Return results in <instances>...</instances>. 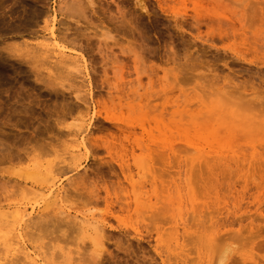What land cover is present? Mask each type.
I'll use <instances>...</instances> for the list:
<instances>
[{
  "label": "rangeland",
  "instance_id": "1",
  "mask_svg": "<svg viewBox=\"0 0 264 264\" xmlns=\"http://www.w3.org/2000/svg\"><path fill=\"white\" fill-rule=\"evenodd\" d=\"M36 1L35 3H38L37 7L46 10L43 14L46 16L44 18L42 15L43 17L41 16L38 19L37 24L35 26L32 25L33 27L29 26L28 28L27 25H24V27L27 28H25L26 30L24 27L22 29V26H20L21 29L18 30L19 27L16 28L17 19L14 20L9 18L8 20L7 16L5 17L7 20H2L0 18V72L3 73V75L0 73V140L5 146L4 147L0 144V146L2 145L0 150L2 152L3 147L4 152H2V155L0 152V158H2L0 159V224L1 222L3 224L0 225L2 227V229L0 227V264H27L28 259L23 260L19 257L21 256V253L18 252L17 245V242L20 239L17 237V233L19 232H17L19 221H17L18 219L16 217L17 220L13 217L15 216L16 211L30 212L32 210L33 213L29 216L32 220L27 218L31 222L24 218L26 224L31 223L30 227L24 224V220V222H22L21 226L24 227V229L21 230L24 238H22V240L25 241L24 244L27 246V252L30 253L32 257H35L36 259L39 258L38 263L40 264H56V262H58L57 264H79V262H83V259L80 258V254H84L88 259L89 257L86 254L88 251L91 253L88 254L90 256L93 255L94 258H96L95 256L98 253L101 254L100 256L99 254L97 255V257H99L96 258L95 261L93 259L94 262L90 257L91 259H88L90 261L89 264H164L162 261H165L167 258L170 260L166 261V264L171 263L172 259V262H174L172 264H188V261L186 260L189 258V261H191L190 257H194V261L196 262L195 251H192L190 254L191 251L188 250L190 255L188 254V251H185L190 247L189 242L193 243L190 247L193 250H195L193 247L199 244L198 246L203 253L202 256L204 255L200 264H206L207 258L212 260L216 257L214 255L215 257L212 258L211 256L213 255H211V252H218L214 249V251H211L212 246L210 247L208 245L213 244L214 241L212 240V242L209 236H205L208 229L210 230L211 225L209 224L214 221V224L218 221L217 225L222 227H217L219 230L215 231V234H213L215 235L214 237L216 240L213 247L219 250V253L216 255L226 256L222 264H264V218H262L263 222H261L262 219L260 220V218L258 219L257 217L259 214L254 212L253 216V207L250 205L248 206H250L251 209L248 208L251 212L248 208H244V211H242L243 206L247 204L246 202L248 201L246 198L247 195H249V198L251 194L250 192L253 190V193L256 189L255 187H250V185L253 186L254 183L256 184L257 181L259 182V180L261 181V179L264 178V159H260L262 163L259 165L256 164L259 160L257 159L252 166L246 164V162L243 163V161L237 163L235 160L234 162L230 161L232 163H219L218 165V160L214 159L215 162L214 160H210L212 165L214 163L217 164V169L218 166L221 167H219L221 171L220 173H217V171L219 172V169L217 170L215 168V170L212 169V171H214L213 173L210 170L213 167H209L210 164L208 165L204 163L206 162L205 159L207 157L208 159L216 158L217 155H220L224 151L232 152L236 149L244 148L247 141H252L255 146L258 141L259 146H257V151L260 150V141L264 143V133H262L264 132V106L261 105L260 108L257 104L258 106L256 105V107H259L260 109L256 107H252L254 109H251L248 105L252 102L250 101V91L253 92V90H256V92H261L264 90V83L260 80L264 77H262V75H264V65H261L260 67L258 60H256V57L260 55V53H258L260 52L259 49H264V46L261 44L264 39V35L261 36V34H264V0H242L243 3L241 0H218L222 2L224 7L221 2L218 1L217 5L213 7L211 5V0H196L198 1L197 3L202 2L200 6L195 3L196 1H192L193 3L190 2L191 0ZM78 3L81 6L82 13L73 12L79 15L71 14V6L74 5L72 8L75 9L77 8ZM59 5L63 8V11L57 17L56 28H58L61 33L59 31L56 33H58L57 40L59 41V45H62L61 47L64 50L65 63L64 61L63 63L56 61L57 59L54 56L56 52L55 49H53L54 42L49 30L51 27L50 16L52 14V9H57ZM211 8H213V13L210 11L212 10ZM214 8H216L215 10L217 11H215ZM240 10L243 12L239 13ZM231 11H234L233 14H230ZM220 13L223 16H221ZM226 13L228 15H226L227 18L224 15ZM48 14L49 17H47ZM234 14H237V17H234ZM240 14H242L243 19ZM223 17L226 19H223ZM45 19L50 20V22ZM217 19V22H219V20L221 21L219 23H221L220 26L223 27L220 28L221 35L219 29H217L218 33H216V31L211 28V25H213L212 20L214 21ZM239 19L242 22H238ZM5 20L6 22H10V27L9 22L7 23V26L1 24V22ZM225 20L227 22L229 21V24L226 25ZM6 22H3V24H6ZM46 22L49 24H45ZM122 22H125L124 27L120 26L123 25ZM127 22H130L132 26ZM214 22L219 26V23L216 21ZM243 22L245 23V26L243 25L244 30L247 29L246 34L248 33V35H250H246V37H252L251 34H254L255 31L258 32V36L256 34V36L253 35L252 38H260L261 36V39H258L261 43L258 42L257 38L255 40L252 39L255 44L247 42L248 45L251 44V47H255L251 48V50L254 49L255 53V49L258 50V54H255L254 51L251 50H248L247 52L246 50L249 46H246V44L241 46L238 36H235L236 38L232 36V32H237L232 30V25L233 27H238L242 25ZM12 23L16 24L13 25ZM228 25L229 28H231V31L230 29L228 31V29L225 28L222 32L224 27H228ZM13 26L14 28H12ZM217 26H214V28L216 29ZM30 27H32V29ZM1 28L3 29L1 30ZM209 28L212 30L211 32L209 31ZM225 31L228 33L227 35H225ZM259 32L261 33L259 34ZM255 41L260 44L261 47L259 46V49L256 48L258 43ZM39 44L47 45L50 50L44 55L41 54L39 51ZM244 47L245 50L243 49ZM241 49L246 52L243 51V54ZM34 50H37V52ZM236 53H240L238 55L245 57V60H238L235 57ZM262 54H264V51H262ZM35 55L39 57L36 56V58ZM69 57H75V59L79 58V60H82V57H84V60L86 58L89 69L86 71L83 68L81 61L77 64ZM237 60L239 62H236ZM250 60H255L258 64L250 63ZM70 61L71 63L73 62V65ZM74 64L77 65L74 66ZM58 67L60 68L57 70L56 68ZM14 69H16V71ZM17 69L21 71H18ZM24 69L28 73L25 72ZM77 71H79V73ZM19 72L20 76L18 75ZM20 77H22V80ZM118 79H120V81ZM125 79H128V82L130 83H127V80L125 81ZM20 80L22 81L20 82L22 88L18 87V81ZM150 80H153L154 83H152V81L150 82ZM245 80L249 81L248 84H254L255 82V86L253 85L254 87L250 84L247 86H250L248 88L250 91H248L247 87H245L247 90L245 88V90L241 89V85L246 84ZM242 81L244 84L240 83ZM54 82L55 85L51 84ZM50 84L54 86H51ZM128 84H131L132 86L130 85L129 87ZM151 84L154 86L152 87ZM238 84L241 85L239 86ZM61 85L64 86L61 87ZM125 85H127V87ZM257 86H259V88H257L258 90L255 89ZM53 87V92L58 90V92H54V94L59 93L55 95L57 97L54 96L53 92L51 93ZM161 87H164V89ZM173 87H176L178 91L174 90ZM237 87L240 88L237 89ZM18 88H20L19 90H23L18 93ZM136 88L138 89L137 92L135 91ZM158 91H160L159 93L163 92L166 95L161 97L163 94L161 93V96H158L161 100H153L154 96L158 94ZM241 91L250 93H244L243 95V93L241 94ZM89 92H91L90 96ZM133 92L135 95L138 94L137 97L140 95L138 99L137 97H134L135 95L132 96ZM181 92H183V94L185 93L184 96L187 97V100L184 101V98L186 99V97H184ZM74 93H79L78 96L81 97L80 100L79 97L76 99L77 96ZM19 94L23 95L21 96L22 98L19 97ZM178 94L183 97V101ZM200 94L201 96L202 94L205 96L201 97ZM263 94L264 91L262 95ZM130 95L132 97H130ZM170 95L172 96L170 97ZM175 95L178 96L183 103L177 100L178 97ZM187 95H192L191 97L194 95L198 96V99L195 98L197 102L204 99L201 101L203 104H199V106L198 103L201 102L196 103L194 97L191 98ZM17 96L21 101H17ZM158 97L156 96V98ZM172 97H176L174 99L178 101L177 104H182H179L180 106L178 105L177 107L179 112L180 110L184 112V109H186L183 114L181 112V114H175V116L178 117L175 119L174 116L173 120L175 119L176 121H173L172 119L170 120L172 117H170L171 106L169 107V105H171L174 100ZM188 98L193 99L198 106L195 105L194 101L192 102L191 99L188 100ZM25 99H28V102H26ZM111 100L115 103L111 102ZM168 100H170L169 102L171 103H169ZM242 100L245 102H242V104L239 105ZM140 101L141 103L138 104ZM161 101L163 103L161 105L162 107L159 105V102ZM166 101L167 103H165ZM186 101H191V103L189 104L188 102L189 105H187ZM20 103H22V105ZM26 103L28 107L29 105L30 107L33 105V108L29 107L30 111H28L27 105H25ZM66 103L67 107L68 104L70 106V109L68 108L70 112L68 109H65ZM131 103L135 108L129 107V105L132 106ZM145 103L147 104L144 106ZM246 103L248 105L247 109L249 110L247 111H249V113L251 110L253 114L255 113L254 111H259L258 114L256 113V115H259L257 117L255 114V117H253V114L251 113L250 117L255 120H253V123L251 121L252 119L249 121V119L247 120L244 118L243 120V117L240 115H243V113L246 112V107L245 109L243 108L245 112H241V110H243L241 106H245ZM111 104L113 106H111ZM166 104V110L169 108L167 113L164 111L165 107L163 106ZM252 104H250V106H252ZM23 105L26 107L27 112H30L32 115L29 116L25 108L22 107ZM23 108L25 110L24 112L27 113L26 115L23 112ZM115 108H117V110ZM178 108H180V110ZM92 110L94 114L91 113ZM58 111L61 112L60 115L62 119L60 118V115L58 116L60 119L57 117ZM22 113V116L19 115ZM55 113L56 115H53ZM247 113L248 112H246L245 115L249 114ZM149 115L151 117H149ZM260 115L262 116L260 117ZM153 116V119L155 120H150ZM18 117L21 119H18ZM161 117L166 119L164 120ZM55 119L61 122H58ZM239 119L241 120V123L244 121L240 124L241 126L235 124L237 121L240 123ZM167 120H169V122ZM17 121L20 124H18ZM152 121L158 122L159 128L162 127V129L160 128L161 130H157L153 127L154 122ZM245 121H249L248 123L251 124L245 123ZM100 123H102V125H100ZM142 123L145 124L146 128L141 130ZM148 124H152L153 126H148ZM236 125L240 126L238 127V131H240V128L241 130L243 129L239 133L237 131L238 134L234 132ZM232 126H234V129H232ZM34 127L36 134H33L34 132L32 131ZM60 130L63 134L60 133ZM128 131L131 133L129 134ZM56 132L58 133V136L56 135ZM30 133H32L33 139L37 137L33 141L36 145L41 146L40 144L46 142L44 147L45 150L42 146V148L40 147L41 149H35L38 146L34 147L35 144L31 142V139L29 142L34 146L30 145V143L27 147L28 141L26 137L32 138ZM37 133L40 134L38 135ZM29 134L30 136H26ZM128 134L129 137H126ZM233 134L238 136L236 137L238 140H232L235 137L230 135ZM37 135H43V137L45 136L46 138L44 139L42 136L38 138ZM22 136L25 137L23 138ZM81 137L86 146L83 145L78 149L75 139H80ZM84 138L87 139L88 142ZM38 140L41 142L40 144H37ZM17 142H24L26 147L25 144L21 143H18L17 145ZM121 143L125 146V151H120ZM88 144L89 146H87ZM108 145H110L112 150H110V153H108L107 150ZM145 145L150 147L151 153L150 151L147 152L144 148L140 149L141 146ZM17 146L22 147L25 153L22 152V148H17ZM6 147H10V149H8L9 151L6 150ZM87 147L92 150L94 149V152L91 150L87 151ZM127 147L129 148L127 149ZM261 147H263V145ZM11 148L13 150H11ZM31 148L34 149L32 150ZM132 148H134V154L131 152ZM42 149L44 151H42ZM95 149H97V151ZM263 149L261 148L262 151H264ZM217 150L223 151L218 153ZM8 152L13 153L12 157L17 156L18 158L16 157V159L14 157L15 159H12L9 156L10 154L8 155ZM228 152L225 155H227ZM16 153L20 155H14ZM211 155H214V157ZM20 156L22 157L20 158ZM67 157H70L71 160ZM73 157L75 158L72 159ZM66 159L68 162H66ZM201 160L205 165L200 163ZM2 161L4 163H2ZM63 163L65 167L63 166ZM239 163L246 165L243 166V164L240 165ZM52 164L55 168L58 165V169H61L58 171L60 175L58 173H53V171L57 172V169L53 170L54 168ZM235 164H238V167ZM50 165L52 167H49ZM59 165L63 166L64 169ZM228 165L232 166L229 168ZM68 166H71L72 168ZM213 166L215 167V165ZM226 166H228V168ZM224 167L227 168V170ZM67 168H71L72 170ZM245 168L249 170L245 171ZM205 170L208 173L210 171L209 175H217H212V177L209 178L210 176L207 175L208 173L205 172ZM61 171H63V173ZM246 173L249 175L248 177H246ZM153 176L154 178H152ZM220 176L223 179H220L223 183L218 180ZM240 176L246 177L250 185L247 182L246 187L240 189V185L244 183V180L240 181V179H245ZM130 177L131 179L129 180ZM251 178L252 180H250ZM211 180H214L212 182L216 183H211ZM238 180L240 181V184L238 183L239 185L237 184ZM231 181L234 183L233 185ZM131 183L138 190L137 192L141 191V204L139 210H136L134 204L130 206L131 210L130 208H124V205L121 204L123 206L122 208L119 204L120 202H124L119 197L122 194L126 195L124 190L129 188V194H131ZM50 184H53L52 189H54V192H60L58 198L54 197V192L52 196L46 194L49 192ZM216 184L218 185V187L216 186L217 188L215 187ZM226 185H228L227 187L230 190H224ZM233 186L237 191L241 190L244 192L246 190L244 196L247 193L246 197L240 201L243 204L239 202L240 207L241 205L243 206L237 211V215L242 213L241 216H243L240 220L239 214V219L237 218V221L236 218L233 217L236 213H226V218L225 216L223 217L222 214L219 215L222 211L218 208L219 204L214 202L216 204L214 206L212 202V206L211 201L214 199L210 200V198L214 197V194L212 195L211 192L214 193L215 190L220 191L218 192V195L221 194L226 198L230 197L229 193H226L227 195L224 193L226 191H232L233 189L231 188H233ZM247 188L249 190L251 188L250 192ZM247 190L250 194H248ZM43 193L45 195H43ZM107 195L108 197H106ZM114 200L115 202L119 201V203H114ZM170 200H172L173 204ZM262 202L264 204V198L262 199ZM263 204L260 203V207ZM45 206L47 207L45 208ZM216 207L220 213L219 211L217 212ZM262 208L264 209V205ZM113 209L116 210L114 211ZM178 209L180 213L182 212L184 214V216L182 213L179 214ZM263 209L260 208L262 213L264 212ZM176 210L178 212H176ZM245 210L247 212H245ZM139 211H142L143 214H138L137 212ZM4 212L9 216L5 217V215H2ZM209 212L212 213L211 216L208 215ZM248 212L252 214H249ZM222 213L225 214V211H222ZM244 213H248V215H251L252 217H247V220L245 218L248 215H244ZM178 214L180 215L179 217ZM212 215L216 216L210 219V217H213ZM255 216L257 217V220H254L256 219ZM180 217H182L181 222L179 221ZM183 218H185L184 221H182ZM215 218L221 219L219 220ZM223 218L227 219L229 222L223 220ZM40 219H43L45 223H43V221L41 222ZM15 220L16 224L14 223ZM50 220L55 223L52 222L53 227L50 225ZM173 220H175V224ZM55 221L61 223L59 228L57 227L55 229L56 225H60V223L56 224ZM185 221L187 227L182 225ZM219 221H222L221 224ZM7 222H9V224ZM33 222L34 224L42 223L41 228L38 226L40 224L37 225L41 230L39 228H37L39 230L35 229V225H33L32 228L31 225ZM46 222L50 225L48 228ZM176 222H178L177 225ZM247 223L251 228L253 227L251 230L247 226L249 232L244 231L245 228H247L245 227ZM252 223L253 226L251 225ZM224 224L226 228L224 227ZM239 224L244 226V230L241 229L242 227L239 226ZM44 226H46L48 231L46 228H43ZM96 226L100 227L101 231L106 229V232L104 231L105 236L103 231L101 233L100 229L97 230ZM208 226L209 228H207ZM7 227L10 228L8 229ZM176 227L178 230L177 234L178 240H180L179 242L182 244L185 242V246L182 247L184 250L181 253L183 255H178L177 253L181 251L179 249L175 251L174 249ZM182 227L187 228L190 234H196V236L201 234L203 241L200 239L198 242L195 240L193 242L191 241L192 238L188 240L184 239L183 241L182 238L184 237L181 235L183 230ZM6 228L8 230H6ZM77 228L80 230L76 231L75 229ZM93 229L96 230L97 233H94ZM222 229L227 231L224 232ZM25 231L27 233H25ZM90 232L92 233L90 234ZM222 232L225 233L224 236H220ZM93 233L103 235L102 241L105 245L102 246L103 249L100 248L95 252L91 251L92 247L90 244V237ZM109 233L110 235H108ZM232 233H234V236ZM13 234H15V237H13ZM187 237L185 235V238ZM209 239L210 241H208ZM48 242L52 245L49 250ZM186 243L189 245H186ZM205 245L208 247H205ZM63 246H65V248H63ZM69 250L71 251L69 252ZM85 250H87V252H84ZM77 252L80 254H77ZM60 253H63L62 257L58 256ZM47 254L50 255L48 256ZM168 254L172 256V258ZM184 255H186V257ZM51 256L54 258L52 257V259H50ZM174 256H176L175 259ZM177 257H179L180 260L177 259ZM228 258H230L229 261ZM86 261L84 260V262ZM193 262L191 263L193 264Z\"/></svg>",
  "mask_w": 264,
  "mask_h": 264
},
{
  "label": "bare ground",
  "instance_id": "2",
  "mask_svg": "<svg viewBox=\"0 0 264 264\" xmlns=\"http://www.w3.org/2000/svg\"><path fill=\"white\" fill-rule=\"evenodd\" d=\"M35 1H36V0H0V10H1L0 18H1L2 20H4V19H6L5 17L7 16V17H8V20H9V18H10V19H14V20L17 19V26H16V28L19 27L18 30L21 29L20 26H22V29H23L24 25H25V26L27 25L28 28H29V26H32V25L35 26V25L37 24V22H38V19H39L44 13H45L44 11H46V10H42L41 8L37 7V4H38V3L36 4ZM192 1L195 2L196 0H191L190 2H192ZM217 1H218V0H211V5H212L213 7H215V6L217 5L218 2H221V1H218V2H217ZM36 2H37V1H36ZM185 2H186V1H185ZM197 2H198V1H196L195 3H196V4H199V6H200L201 3H202L201 1H200L201 3H197ZM205 2H207V1H205ZM205 2H204V3H205ZM241 2H242V0H241ZM241 2H240V3H241ZM192 3H193V2H192ZM236 3H237V2H236ZM240 3H239V4H240ZM242 3H243V2H242ZM242 3H241V4H242ZM78 4H79V3H78ZM78 4H77V8H78V9H77V8H75V9L72 8L74 5L71 6V9H72V10H71V11H72L71 14H73V15H74V14H75V15H79V14H76V13H78V12H79V13H82V12H81V6H80V4H79V6H80V9H79ZM196 4H195V5H196ZM221 4H222V2H221ZM221 4H219V5H221ZM193 5H194V4H193ZM222 5H223V4H222ZM202 6H203V5H202ZM59 7H61V6L59 5L57 9H56V8H55V9H54V8L52 9V14H51V16H50V18H51V27L49 28V30H50V35L52 36V39H53V42H54V43H53V46H54L53 49H55V52H56V53L54 54V56H55L56 59H57L56 61H58L59 63H63V61L65 60V54H64V50H63V48L61 47L62 45H61V46L59 45V41L57 40V39H58V38H57V37H58V33H56V32L59 31L58 28H56L57 17H58V15L61 14L62 11H63V8H62V7L59 8ZM223 7H224V5H223ZM226 7H227V6H226ZM211 9H212V10H210V9H209V10L211 11V13H213V12H212V11H213V8H211ZM215 9H216V8H214V10H215ZM223 9H224V8H223ZM223 9H222V10H223ZM74 10H76V11H74ZM222 10H221V11H222ZM215 11H217V10H215ZM224 11H225V10H224ZM73 12H76V13H73ZM233 12H234V11H231L230 14H233ZM235 12H236V11H235ZM241 12H243V11L240 10L239 13H241ZM236 13H237V12H236ZM46 14H47V13H46ZM215 14H216V12H215ZM222 14H223V13H222ZM228 14H229V13H228ZM242 14H243V13H242ZM242 14H240V15L242 16ZM217 15H219V14H217ZM220 15H221V13H220ZM224 15L226 16L227 13L224 14ZM43 16H44V15H43ZM43 16H42V17H43ZM45 16H46V15H45ZM45 16H44V18H45ZM221 16H223V15H221ZM225 16H224V17H225ZM227 16H228V15H227ZM227 16H226V18H227ZM231 16H232V15H231ZM233 16H234V17H237V14H234ZM241 16H240V18H241ZM47 17H49V14H48ZM215 17H217V16H215ZM224 17H223V19H226V18H224ZM217 18H220V17H217ZM228 18H230V17H228ZM1 19H0V21H1ZM46 19H47V18H46ZM46 19H45V20H46ZM232 19H233V17H232ZM236 19H238V18H236ZM242 19H243V16H242ZM6 20H7V19H6ZM6 20H5V21H2L1 24L7 26V23H8L9 21L6 22ZM40 20H41V19H40ZM40 20H39V21H40ZM228 20H229V19H228ZM12 21H13V20H12ZM12 21H11V22H12ZM46 21H49V22H50V20H46ZM214 21L217 22L218 19H217V20H214ZM214 21L212 20V24H213V25H211V26H212L211 28H212V30L216 31V33H218V32H217V29L220 30V28L222 27V26H220L221 23H219V22H221V21L219 20V22H217V23H219V26H217V25L215 24ZM232 21H233V20H232ZM235 21H236V20H235ZM3 22H6V24H3ZM13 22H15V21H13ZM59 22H60V21H59ZM213 22H214V23H213ZM225 22H226V25L229 24V21L227 22V21L225 20ZM238 22H242V21H240V19H239ZM60 23H61V22H60ZM122 23H123V22H122ZM124 23H125V22H124ZM124 23H123V25H120V26L124 27V26H125ZM127 23H128V22H127ZM127 23H126V24H127ZM129 23H130V22H129ZM129 23H128V24H129ZM210 23H211V22H210ZM234 23H237V22H234ZM12 24L14 25V24H16V23H12ZM43 24H44V22H43ZM45 24H47V22H46ZM48 24H49V23H48ZM48 24H47V25H48ZM240 24H241V23H240ZM129 25L132 26L131 23H130ZM205 25H206V23H205ZM243 25L245 26V23H244V22H243L242 25L238 26L239 28H238V27H233V25H232V28H233L232 30L238 32V33H237V32H232V36H233V37H235V36L237 37V36H238V39H239V42H240L241 46L244 45V44H246V46H249V47H248L249 49L247 48V50H246V51L248 52V50L250 51L251 48H255V47H254V46L251 47V46H250L251 44L248 45L247 42L252 43V44H255V43L252 41V39H254V38H252V37H253V35L256 36V34H257L258 32L255 31L254 34L249 33V34H251L252 37H248V36H250V35H248V33L246 34V32H247L246 30H247V29L244 30V26H243ZM6 26H5V27H6ZM118 26H119V25H118ZM209 26H210V25H209ZM214 26H217V28L215 29ZM236 26H237V25H236ZM3 27H4V26H3ZM9 27H10V22H9ZM32 27H33V26H32ZM32 27H30V28L32 29ZM218 27H219V28H218ZM230 27H231V26H230ZM12 28H14V26H13ZM25 28H26V27H24V29H25ZM35 28H36V27H35ZM45 28H46V27H45ZM45 28H44V29H45ZM222 28H223V27H222ZM225 28L228 29V31H229V29H230V31H231V28H229V25H228V27H224V29L222 30V32L225 30ZM245 28H247V27H245ZM2 29H3V28H1V30H2ZM9 29H10V28H9ZM26 29H27V28H26ZM26 29H25V30H26ZM25 30H24V31H25ZM46 30H47V28H46ZM60 30H61V29H60ZM62 30H63V29H62ZM207 30H208V29H207ZM212 30L209 28V31H210V32H211ZM219 30H218V31H219ZM21 31H23V30H21ZM33 31H34V29H33ZM47 31H48V30H47ZM64 31H65V30H64ZM18 32H19V31H18ZM59 32L61 33V31H59ZM219 32H220V35H221V30H220ZM261 32H262V31H261ZM261 32H259V34H260ZM212 33H213V32H212ZM236 33H237V34H236ZM262 33H263V32H262ZM227 34H228V33H226V31H225V35H227ZM230 34H231V33H230ZM246 35H248V36H247L248 38L246 37ZM262 35H264V34H261V36H262ZM257 36H258V34H257ZM261 36H260V38L255 37V39H256V38H257V40H258V39H261ZM236 37H235V38H236ZM62 38H63V37H62ZM249 38H250V39H249ZM262 38H263V37H262ZM255 39H254V40H255ZM63 40H66V39H63ZM263 40H264V39H263ZM263 40H262L263 43L259 42V40H258V42L261 43V44L264 46V41H263ZM72 41H73V40H72ZM260 41H261V40H260ZM25 42H26V41H25ZM61 42H62V41H61ZM255 42H257V41H255ZM258 42H257V43H258ZM259 43H258V46H256L257 44L255 45L256 48H258V49H259V46H260ZM60 44H61V43H60ZM238 47H239V46H238ZM260 47H261V46H260ZM39 48L41 49V50L39 49V51H40L41 54H43V55H44L45 53H47V52L50 50V48H49L47 45H44V44H39ZM64 48H65V47H64ZM35 49H36V48H35ZM236 49H237V48H236ZM236 49H235V51H236ZM239 49H240V48H239ZM243 49L245 50V47H244ZM241 50H242V49H241ZM244 50H242V52H243ZM255 50H256V53H255L254 49L251 50V51H254L255 54L260 53V55H259L258 57H256V58H257L256 60H258V62H259V64H260V67H261V65H262V66L264 65V54H262V51H264V49H263V50L259 49L260 52H258V53H257L258 50H257V49H255ZM31 51H33V50H31ZM31 51H29V52H31ZM34 51H35V50H34ZM237 51H238V50H237ZM246 51H244V52H246ZM35 52H37V50H36ZM242 52H241V53H242ZM244 52H243V54H244ZM233 53H234V51H233ZM33 54H34V52H33ZM36 54H37V53H36ZM66 54H67V53H66ZM238 54H240V53H236V54H235V57H236L238 60H245V57H243V56H241V55H238ZM67 55H69V54H67ZM231 55H232V54H231ZM33 56H34V55H33ZM33 56H32V58H33ZM36 56H37V55H35V57H36ZM45 56H46V55H45ZM89 56H90V55H89ZM91 56H92V54H91ZM233 56H234V55H233ZM30 57H31V56H30ZM37 57H39V56H37ZM37 57H36V58H37ZM71 57H72V56H71ZM92 57H93V56H92ZM40 58H41V57H40ZM40 58H39V60H40ZM69 58H70V57H69ZM70 59H72L73 62H74V63H77V64L81 61L82 65H83V68H84L86 71L89 69V68H88V62H87L86 58H85V60H84V57H82V60H81V59L79 60V58L75 59V57L70 58ZM233 59H235V58H233ZM24 60H25V59H24ZM26 60H27V59H26ZM36 60H37V59H36ZM94 60H95V59H94ZM238 60H237L236 62H239ZM29 61H30V59H29ZM37 61H38V60H37ZM234 61H235V60H234ZM73 62L71 63V61H70V63H71L72 65H73ZM173 62H174V61H173ZM28 63H29V62H28ZM35 63H36V62H35ZM64 63H65V61H64ZM250 63H257V61H255V60H250ZM71 64H70V65H71ZM77 64H74V66H76ZM133 64H134V63H133ZM257 64H258V63H257ZM33 65H34V64H33ZM55 65H56V64H55ZM34 66H35V65H34ZM89 66H91V65H89ZM19 67H20V66H19ZM78 67H79V66H78ZM0 68H1V67H0ZM2 68H3V67H2ZM17 68H18V67H17ZM36 68H37V67H36ZM59 68H60V67H58V68H56V69L58 70ZM5 69H6V68H5ZM18 69H19V68H18ZM18 69H17V70H18ZM21 69H22V68H21ZM3 70H4V68H3ZM14 70L16 71V69H14ZM22 70H23V69H22ZM79 70H80V69H79ZM8 71H9V69H8ZM8 71H7V72H8ZM18 71H21V70H18ZM24 71L27 72L25 69H24ZM64 71H65V70H64ZM82 71H83V70H82ZM91 71H93V70H91ZM163 71H164V70H163ZM13 72H14V71H13ZM65 72H66V71H65ZM77 72L79 73V71H77ZM83 72H84V71H83ZM0 73H1V72H0ZM14 73H15V72H14ZM21 73H22V72H21ZM27 73H28V72H27ZM29 73H31V72H29ZM69 73H70V72H69ZM17 74H18V73H17ZM22 74H23V73H22ZM86 74H87V73H86ZM123 74H124V73H123ZM1 75H3V73H1ZM18 75L20 76V72H19ZM18 75H17V76H18ZM27 75H28V74H27ZM19 76H18V77H19ZM21 76H22V75H21ZM25 76H26V75H25ZM89 76H90V75H89ZM263 76H264V75H262V77H263ZM23 77H24V76H23ZM122 78H124V77H122ZM122 78H120V79H122ZM260 78H261V77H260ZM20 79L22 80V77H20ZM68 79H69V78H68ZM91 79H92V78H91ZM120 79H118V80L120 81ZM138 79H139V78H138ZM138 79H137V81H138ZM21 80L18 81V82H19V83H18V84H19L18 87H20V88H22V86H20V85H21L20 82H22ZM126 80H127V83H130V82H128V81H129L128 79H125V81H126ZM260 80H262V82L264 83V77H263L262 79H260ZM23 81H24V79H23ZM69 81H70V80H69ZM123 81H124V80H123ZM148 81H149V79H148ZM151 81H152V83H154L153 80H150V82H151ZM245 81H246V84H247V85L244 84L243 81L240 82L241 84H244V85H241V84H240L242 90L250 84V83L248 84L249 81H247V80H245ZM159 82H161V81H159ZM159 82H157V83H159ZM259 82H260V81H259ZM24 83H25V81H24ZM26 83H27V82H26ZM72 83H73V82H72ZM251 83H252V81H251ZM0 84H1V83H0ZM51 84H54V85H55V82H54V83H51ZM51 84H50V85H51ZM57 84H58V83H57ZM87 84H88V83H87ZM90 84H91V82H90ZM121 84H122V83H121ZM149 84H150V83H149ZM160 84H161V83H160ZM22 85H23V84H22ZM25 85H26V84H25ZM48 85H49V84H48ZM54 85H51V86H54ZM113 85H114V84H113ZM113 85H112V86H113ZM128 85H129V84H128ZM130 85H131V84H130ZM130 85H129V87H130ZM164 85H165V84H164ZM238 85H239V84H238ZM240 85H239V86H240ZM250 85H251L252 87H254V86H255V82H254V84H250ZM253 85H254V86H253ZM256 85H257V84H256ZM258 85H259V84H258ZM260 85H261V83H260ZM262 85H263V84H262ZM23 86H24V85H23ZM51 86H50V87H51ZM62 86H64V85H61V87H62ZM116 86H117V85H116ZM123 86H124V84H123ZM125 86L127 87V85H125ZM131 86H132V85H131ZM151 86H152V84H151ZM153 86H154V85H153ZM153 86H152V87H153ZM56 87H57V86H56ZM68 87H69V86H68ZM87 87H88V86H87ZM118 87H119V86H118ZM145 87H146V86H145ZM242 87H243V88H242ZM249 87H250V86H249ZM249 87H247V89H248ZM260 87H261V86H260ZM20 88L17 89V90H18V93H20L19 91L23 90V89L19 90ZM51 88H52V87H51ZM91 88H92V87H91ZM113 88H114V86H113ZM147 88H148V87H147ZM161 88L164 89V87H161ZM238 88H240V87H237V89H238ZM257 88H259V86L255 87V89H257ZM0 89H1V87H0ZM87 89H88V88H87ZM148 89H149V88H148ZM150 89H151V88H150ZM152 89H153V88H152ZM159 89H160V88H159ZM173 89H174V90H177L176 87H175V88L173 87ZM223 89H225V88H223ZM245 89H246V88H245ZM245 89H244V90H245ZM247 89H246V90H247ZM250 89H251V88H250ZM252 89H254V88H252ZM260 89H261V88H260ZM260 89H259V90H260ZM51 90H52V91H51ZM51 90H50V91H51V93H52L53 90H54V87H53V89H51ZM157 90H158V89H157ZM221 90H222V89H221ZM257 90H258V89H257ZM76 91H77V90H76ZM88 91H89V90H88ZM126 91H127V89H126ZM132 91H133V90H132ZM135 91L137 92L138 89L136 88ZM160 91H161V89H160ZM160 91H158V94L154 96L155 99L153 98V100H156V99L161 100V98H159V97L161 96V93H163V92L159 93ZM177 91H178V90H177ZM222 91H223V90H222ZM248 91H250V90L248 89ZM263 91H264V90H263ZM263 91H261V92H260V91H257V92H256V90H255V91L253 90V92L250 91V92H251V94H250V96H251L250 101L253 102V101L255 100V101L253 102V104H254V103H255V104L253 105L252 102H250V104H252V106H250V104H248V105H249V108L254 109V108L256 107L257 104L259 105V107H260L261 105L264 106V94L262 95ZM54 92L56 93V92H58V90H57V91H54ZM54 92H53V94H54ZM73 92H74V91H73ZM91 92H92V91H91ZM91 92H89V96H90V93H91ZM153 92H154V91H153ZM156 92H157V91H156ZM165 92H166V91H165ZM250 92H249V93H250ZM18 93H17V95H18ZM61 93H62V92H61ZM80 93H81V92H80ZM146 93H147V92H146ZM154 93H155V92H154ZM167 93H168V92H167ZM181 93L183 94V92H181ZM242 93H243V95H244V93H248V92L241 91V94H242ZM249 93H248V94H249ZM57 94H59V93H57ZM57 94H54V96L57 95ZM74 94L77 96V97H76V99H77V98L79 97V96H78L79 93H74ZM141 94H142V93H141ZM150 94H152V93H150ZM184 94H185V93H184ZM184 94H183V96H184ZM186 94H187V93H186ZM191 94H192V93H191ZM248 94H245V95H248ZM19 95H20V94H19ZM62 95H63V93H62ZM75 95H74V97H75ZM81 95H83V94H81ZM131 95H132V93H131ZM131 95H130V97L134 96V95H135L134 92H133V95H132V96H131ZM137 95H138V94H137ZM137 95H135L134 97H137ZM159 95H160V96H159ZM163 95H166V94L163 93L161 97H163ZM176 95H177V94H176ZM176 95H175V96H176ZM189 95H190V93H189ZM198 95H199V94H198ZM21 96H23V95L21 94L19 97L22 98ZM123 96H125V95H123ZM139 96H140V95H139ZM139 96L137 97V99L139 98ZM146 96H147V95H146ZM156 96H157V97L159 96V97L156 98ZM168 96H169V95H168ZM171 96H172V95H170V97H171ZM178 96H179V94H178ZM178 96H176V97H178ZM187 96H188V95H187ZM191 96H192V95H191ZM191 96H188V97H191ZM200 96H201V94H200ZM200 96H199V97H200ZM204 96H205V95L202 94L201 97H204ZM55 97H57V96H55ZM72 97H73V96H72ZM125 97H126V96H125ZM125 97H124V98H125ZM176 97H172V98L174 99V98H176ZM179 97L181 98V100L183 99L182 96H179ZM179 97H178L177 100L181 101ZM184 97H186V96H184ZM193 97H194V100H195V98L198 99V96H196V95H194ZM193 97H191V98H193ZM246 97H247V96H246ZM246 97H245V98H246ZM20 98H18V96H17V101H18V102L21 101V100H19ZM80 98H81V97H79V100H80ZM82 98H83V97H82ZM141 98H142V97H141ZM166 98H167V97H166ZM168 98H169V97H168ZM191 98H188V100H190ZM245 98H243V99L245 100ZM23 99H24V98H23ZM76 99H75V100H76ZM84 99H85V98H84ZM86 99H87V98H86ZM125 99H126V98H125ZM125 99H124V100H125ZM133 99H134V98H133ZM142 99H143V98H142ZM170 99H171V98H170ZM199 99H200V98H199ZM201 99H202V98H201ZM25 100H26V99H25ZM25 100H24V101H25ZM29 100H30V99H29ZM33 100H35V99H33ZM81 100H82V99H81ZM87 100H88V99H87ZM140 100H141V99H140ZM151 100H152V99H151ZM166 100H167V99H166ZM177 100L174 99V100L172 101V103L169 102L170 100H168V102L171 103V105H169V107L171 106V112H170L171 116H170V117H172V118H170V120H171V119L173 120L175 114H181V113L183 114V113L186 111V109H184L185 111L182 112V110H180V108H178V109L180 110V112H181V113H180V112L177 110L178 105L181 104V103H183V102H182L183 100H182L181 103H178V104H177V102H178ZM185 100H187V97H186V99L184 98V101H185ZM191 100H192V102L194 101L193 99H191ZM202 100H204V99H202ZM202 100H200V101H198V102H201ZM244 100L240 101V104H239V105H241L242 102L247 101V100H245V101H244ZM31 101H32V99H31ZM88 101H89V100H88ZM134 101H136V100H134ZM141 101H142V100H141ZM141 101H140L138 104H140ZM195 101H196V100H195ZM195 101H194V104H195ZM26 102H28V99L26 100ZM81 102H83V101H81ZM84 102H86V101H84ZM89 102H90V101H89ZM111 102H114V101L111 100ZM137 102H138V101H137ZM188 102H189V101H188ZM188 102L186 101V104H187V105H189V104L191 103V101L189 102V104H188ZM198 102L196 101V103H198ZM97 103H98V102H97ZM114 103H115V102H114ZM119 103H120V101H119ZM159 103H160V104H159L160 106L163 104L162 101L159 102ZM165 103H167V101H166ZM247 103H248V102H247ZM247 103L245 104V106H241V107H242V109H243V108L245 109V107H246V112L249 113V111H247V110H249V109H247V108H248ZM20 104L22 105V103H20ZM63 104H64V103H63ZM86 104H88V103H86ZM123 104H124V103H123ZM128 104H129V103H128ZM131 104H132V103H131ZM136 104H137V103H136ZM146 104H147V103H145L144 106H145ZM199 104H203V102L198 103V105H199ZM25 105H27V103H26ZM31 105H32V104H31ZM114 105H115V104H114ZM181 105H182V104H181ZM187 105H185V106H187ZM195 105H197V104H195ZM198 105H197V106H198ZM258 105H257V106H258ZM18 106H19V105H18ZM18 106H17V108H18ZM32 106H33V105H32ZM32 106H31V107H32ZM65 106L67 107V103H66ZM84 106H85V105H84ZM96 106H97V105H96ZM111 106H113V105L111 104ZM116 106H117V105H116ZM163 106L165 107V109H164V107H163L164 111H166V113H167V112H168L167 110L169 109V108H168V109L166 110V106H167V104H166V105H163ZM179 106H180V105H179ZM185 106H184V107H185ZM199 106H200V105H199ZM201 106H202V105H201ZM22 107L25 108L26 112H27V109H28V111H30L29 109L31 108L30 105H29L30 108H29L28 105H27V109H26V107H25L24 105H23ZM60 107H62V106H60ZM66 107H65V109L67 110V109L70 107L69 104H68V107H67V108H66ZM92 107H93V106H92ZM129 107H131V108H135L133 104H132V106L129 105ZM140 107H143V106H140ZM146 107H147V106H146ZM161 107H162V106H161ZM218 107H219V106H218ZM252 107H254V108H252ZM259 107H256V108L260 109L261 107H260V108H259ZM24 108H23V112L25 111ZM32 108H33V107H32ZM63 108H64V106H63ZM136 108H137V107H136ZM144 108H145V107H144ZM147 108H148V107H147ZM21 109H22V108H21ZM60 109H61V108H60ZM65 109H64V111H65ZM69 109H70V108H69ZM69 109H68V111L70 112ZM115 109L117 110V108H115ZM137 109H138V108H137ZM137 109H136V111H137ZM150 109H151V107H150ZM181 109H182V108H181ZM244 109L241 110V112H242V111L245 112ZM251 109H250V110H251ZM263 109H264V107H263ZM18 110H19V109H18ZM18 110H17V111H18ZM31 110H32V109H31ZM33 110H34V109H33ZM97 110H99V109H97ZM111 110H112V109H111ZM116 110H115V111H116ZM121 110H122V109H121ZM128 110H129V109H128ZM148 110H149V108H148ZM19 111H20V110H19ZM56 111H57V110H56ZM124 111H126V110H124ZM136 111H135V113H136ZM177 111H178V112H177ZM31 112H32V111H31ZM58 112H59V111H58ZM58 112H57V114H58L57 117L61 114V112H59V113H58ZM65 112H66V111H65ZM118 112H119V111H118ZM121 112H122V111H121ZM137 112H138V111H137ZM154 112H155V111H154ZM154 112H153V113H154ZM156 112H157V110H156ZM241 112H240V113H241ZM246 112H245V113H246ZM254 112H255V113H254L255 115H256V113H257V114L259 113V111H258V112H257V111H254ZM260 112H261V111H260ZM20 113H21V112H20ZM27 113L29 114V116L32 115V114H30V112H27ZM27 113L24 112L25 115H26ZM67 113H68V112H67ZM91 113H93V110H92ZM129 113H130V112H129ZM129 113H128V114H129ZM131 113H132V112H131ZM240 113H239V114H240ZM245 113H243V115L240 114L241 117H243L242 119L244 120V118H246L247 120L249 119V121H250V120L252 119V118L250 117V115H251V113H252V110L250 111L249 114L247 113L248 115H245ZM62 114H63V111H62ZM93 114H94V113H93ZM101 114H102V113H101ZM107 114H108V113H107ZM117 114H118V113H117ZM138 114H139V113H138ZM142 114H143V113H142ZM151 114H152V112H151ZM151 114H150V115H151ZM252 114H253V113H252ZM254 114H253V117H255ZM19 115L22 116L23 113H22V114H19ZM19 115H18V116H19ZM53 115H56V113L53 114ZM118 115H120V114H118ZM136 115H137V114H136ZM146 115H148V114H146ZM150 115H149V117H151ZM63 116H64V115H63ZM131 116H132V115H131ZM154 116H155V115H154ZM154 116H153L152 118H150V120L153 119ZM257 116H259V115H256V117H257ZM261 116H262V115H260V117H261ZM55 117H56V116H55ZM57 117H56V118H57ZM64 117H65V116H64ZM99 117H100V116H99ZM157 117H159V116H157ZM165 117H167V116H165ZM177 117H178V116H177ZM177 117L175 116V119H176ZM181 117H182V115H181ZM58 118H59V117H58ZM60 118H61V115H60ZM60 118H59V119H60ZM95 118H96V117H95ZM122 118H123V117H122ZM159 118H160V117H159ZM161 118H163V117H161ZM167 118H168V117H167ZM237 118H238V114H237ZM237 118H236V119H237ZM239 118H240V116H239ZM18 119H21V118L18 117ZM61 119H62V118H61ZM89 119H90V117H89ZM157 119H158V118H157ZM163 119H164V118H163ZM165 119H166V118H165ZM165 119H164V120H165ZM175 119H174L173 121H176ZM179 119H180V117H179ZM240 119H241V118H240ZM240 119H239V120H240ZM260 119H261V118H260ZM55 120H56V119H55ZM118 120H119V119H118ZM120 120H121V119H120ZM150 120H149V122H150ZM153 120H155V119H153ZM243 120H242V121H243ZM253 120H254V119L251 120L252 123H253ZM261 120H262V119H261ZM56 121L61 122V121H59V120H56ZM93 121H94V119H93ZM96 121H99V120H96ZM123 121H124V120H123ZM130 121H131V120H130ZM159 121H161V120H159ZM167 121L169 122V120H167ZM167 121H166V122H167ZM249 121H247V122L245 121V123H248ZM254 121H255V120H254ZM19 122H20V120H19ZM19 122L17 121L18 124L21 123V122H20V123H19ZM82 122H83V121H82ZM152 122H154V121H152ZM162 122H163V121H162ZM162 122H161V123H162ZM170 122H172V121H170ZM243 122H244V121H243ZM243 122H242V123H243ZM56 123H57V122H56ZM108 123H109V122H108ZM121 123H122V122H121ZM242 123H241V120H240V123H239V121H237L235 124H239V125H240V124H242ZM57 124H58V123H57ZM235 124H234V125H235ZM248 124H251V123H248ZM100 125H102V123H100ZM153 125H154V126H153ZM153 125H152V124H151V125L148 124V126H153V127H155L157 130H158V129H159V130L162 129V127H160L161 129L159 128V124H158V122H154ZM160 125H161V124H160ZM165 125H166V124H165ZM239 125H236L237 128H236V126H235V129H234V126H232L233 128H232V127H230V128L234 129V132H235L236 134H238L239 132H241V131L243 130V129L241 130V128H240V131H238V130H239L238 127L241 126V125H240V126H239ZM122 126H123V125H122ZM138 126H140V125H138ZM49 127H50V126H49ZM51 127H52V126H51ZM87 127H88V126H87ZM99 127H100V126H99ZM104 127H105V126H104ZM165 127H167V126H165ZM54 128H55V127H54ZM106 128H108V127H106ZM145 128H146V127H145V124L142 123V124H141V130H142V129H145ZM163 128H164V127H163ZM52 129H53V127H52ZM148 129H149V128H148ZM165 129H166V128H165ZM34 130H35V127L33 128L32 131L34 132L33 134H36V131H34ZM46 130H47V129H46ZM49 130H50V129H49ZM58 130H59V129H58ZM58 130H57V131H58ZM230 130H231V129H230ZM235 130H236V131H235ZM232 131H233V130H232ZM232 131H231V134H232ZM237 131H238V133H237ZM47 132H49V131H47ZM52 132H53V130H52ZM58 132H59V131H58ZM74 132H75V131H74ZM128 132H129V131H128ZM44 133H45V131H44ZM60 133H62L61 130H60ZM130 133H131V132H129V134H130ZM262 133H264V132H262ZM30 134L32 135V133H30ZM30 134H29V135H26V136H30ZM37 134L39 135L40 133H37ZM41 134H42V133H41ZM57 134H58V133L56 132V135H57ZM62 134H63V133H62ZM62 134H60V135H62ZM87 134H88V133H87ZM115 134H116V133H115ZM115 134H114V135H115ZM129 134L126 135V137H129ZM236 134H233V135H235V136H233V135H230V136L236 138V137H238V136H236ZM38 135H37V136H38ZM60 135H59V136H60ZM35 136H36V135H35ZM35 136H34V137H35ZM41 136H42V138H44V139L46 138L45 136L43 137V135H41ZM41 136H38V138L41 137ZM57 136H58V135H57ZM146 136H147V134H146ZM19 137H20V136H19ZM22 137H23V136H22ZM24 137H25V136H24ZM24 137H23V138H24ZM85 137H86V136H85ZM115 137H116V136H115ZM36 138H37V137H36ZM36 138H35V139H36ZM132 138H133V137H132ZM229 138H230V137H229ZM235 138L232 139V140H234V141H235V140H238V138H236V139H235ZM26 139H27V141H28V143H27V147H28V145H29L31 142H33V141L35 140V139H33V135H32V138L26 137ZM30 139H31V142H29ZM84 139H85V138H84ZM103 139H104V138H103ZM142 139H143V138H142ZM24 140H25V139H24ZM42 140H43V139H42ZM85 140H87V139H85ZM115 140H116V139H115ZM136 140H137V139H136ZM138 140H139V138H138ZM0 141H1V140H0ZM27 141H25V142H27ZM44 141H45V140H44ZM46 141H47V140H46ZM50 141H51V140H50ZM50 141H49V142H50ZM75 142L77 143L76 146H77L78 149H80L81 146L85 145V144H84V140H83L82 137H81L80 139H78V138L75 139ZM87 142H88V140H87ZM139 142H140V141H139ZM260 142H261L260 147H261L262 145H263V147H264V143H262V141H260ZM18 143H19V142H17V145H18ZM20 143H21V142H20ZM20 143H19V144H20ZM40 143H41V142H39V140H38V143H37V144H40ZM45 143H46V142H45ZM45 143L43 142L42 144H44V145H42V144H40V145L44 148L45 145H46ZM51 143H52V142H51ZM133 143H134V142H133ZM133 143H132V144H133ZM246 143H247V144H246V146H245L244 148H239L238 150L236 149V150L232 151L233 153L229 151L231 154H230L228 151H224V152H222L223 150H221V151L217 150L218 153H219V152H222V153H221L220 155H217L216 158H211V159L209 158V159H208V157H207V158L205 159V156H204V159L206 160V162H204V163H205V164H208V165L210 164L209 167H211V166L213 167V168H211V169L208 168V169H210L211 171H212V169H214V168L217 169V168H216V165H217V164L214 163V164H213V165H215V167H214V166L210 163V162H211L212 160H214V159L218 160V165H219V163H221V164H228V162H230V161H233V162H234V160H235L237 163H238L239 161H243V163L246 162V164H249L250 166H252V164L254 165L257 159H259V160L257 161L258 163H256L257 165H259L260 163H262V161H260V159H261V158L264 159V154H263L264 151L261 150V148L263 149V147H261V148L259 147L260 150L257 151V149H258L257 146H259V145H258V144H259L258 141H257V143H256V144H257L256 146H255V144L253 145V142H252V141H250V142L247 141ZM0 144H2V141L0 142ZM21 144H25V143L22 142ZM33 144H35V143L33 142ZM33 144L31 143L30 145L34 146ZM86 144H87V143H86ZM136 144H137V143H136ZM244 144H245V143H244ZM2 145H3V144H2ZM2 145H1V146H2ZM47 145H49V144H47ZM127 145H128V144H127ZM133 145H134V144H133ZM1 146H0V148H1ZM3 146H4V145H3ZM20 146H21V145H20ZM32 146H31V147H32ZM36 146H38V147L35 148V149H38V148L41 149V148H42L41 146L35 144L34 147H36ZM51 146H52V145H51ZM85 146H86V145H85ZM87 146H89V144H88ZM95 146H96V145H95ZM4 147H5V146H4ZM25 147H26V144H25ZM25 147H24V148H25ZM40 147H41V148H40ZM6 148H7V149H6ZM6 148H5L6 150L10 149V147H6ZM17 148H22V147H18V146H17ZM87 148H88L87 151H88V150H91L92 152H94V149L92 150L91 148L89 149V147H87ZM96 148H97V147H96ZM112 148H113V147H112ZM128 148H129V147H127V149H128ZM143 148H144L147 152H149V151L151 150L150 147H149L148 145H147V146L145 145V146H141V147H140V149H143ZM5 149H4V150H5ZM25 149H26V148H25ZM25 149H24V150H25ZM31 149L33 150L34 148H31ZM84 149H85V148H84ZM11 150H13V149L11 148ZM20 150H21V149H20ZM28 150L31 151L30 149H28ZM44 150H45V148H44ZM44 150L42 149V151H44ZM95 150L97 151V149H95ZM107 150H108V153H110V150H111L110 145L107 146ZM263 150H264V149H263ZM8 151H9V150H8ZM29 151H28V152H29ZM87 151H86V157H87ZM91 151H90V152H91ZM111 151H112V150H111ZM120 151H125V146H124L122 143H121ZM133 151H134V148L131 149L132 154H134ZM146 151H145V152H146ZM0 152H1V150H0ZM2 152H3V147H2ZM2 152H1V155H2ZM12 152H14V151H12ZM12 152H11V153H12ZM16 152H17V151H16ZM22 152H24V151H23V148H22ZM147 152H146V153H147ZM227 152H228V154L225 155ZM3 153H4V152H3ZM5 153H6V152H5ZM11 153L8 152V155L10 154L9 156L13 159L15 156L12 157L13 153H12V154H11ZM20 153H21V152H20ZM24 153H25V152H24ZM150 153H151V151H150ZM218 153H217V154H218ZM118 154H119V153H118ZM14 155H18V153L14 154ZM19 155H20V154H19ZM19 155H18V156H19ZM76 155H77V154H76ZM112 155H113V154H112ZM128 155H129V154H128ZM142 155H143V154H142ZM200 155H201V154H200ZM4 156H5V155H4ZM209 156H210V155H209ZM211 156L214 157V155H211ZM1 157H3V156H1ZM16 157H17V156H16ZM16 157H15V158H16ZM21 157H22V156H20V158H21ZM134 157H135V156H134ZM5 158H6V157H5ZM11 158H10V159H11ZM15 158H14V159H15ZM17 158H18V157H17ZM17 158H16V159H17ZM67 158H68V157H67ZM69 158H70V157H69ZM69 158H68V159H69ZM74 158H75V157H73L72 159H74ZM81 158H82V157H81ZM122 158H123V156H122ZM149 158H150V157H149ZM0 159H2V158H0ZM12 159H11V160H12ZM64 159H65V158H64ZM126 159H127V158H126ZM128 159H129V158H128ZM207 159H208V161H207ZM3 160H4V159H3ZM20 160H21V159H20ZM62 160H63V159H62ZM62 160H61V161H62ZM70 160H71V158H70ZM210 160H211V161H210ZM16 161H17V160H16ZM0 162H1V161H0ZM66 162H68L67 159H66ZM120 162H121V161H120ZM214 162H215V160H214ZM2 163H4V162L2 161ZM5 163H6V161H5ZM75 163H77V162H75ZM200 163L203 164L202 160L200 161ZM230 163H232V162H230ZM243 163H241V164H243ZM263 163H264V160H263ZM0 164H1V163H0ZM60 164H61V163H60ZM110 164H111V163H110ZM205 164H203V165H205ZM239 164H240V163H239ZM241 164H240V165H241ZM246 164H245V165H246ZM56 165H57V164H56ZM68 165H69V164H68ZM235 165H236V164H235ZM245 165L243 164V166H245ZM52 166H53V168H54L53 170L57 169V170H56L57 172L53 171V173H55V174L58 173V174L60 175V173H59L58 171H60L61 169H60V170L58 169V165H57L56 168L54 167L53 164H52ZM52 166L50 165L49 167H52ZM59 166L62 167L63 169H64V167H65V166H64V163H63V166H64V167L61 166V165H59ZM79 166H80V165H79ZM107 166H108V165H107ZM111 166H112V165H111ZM224 166H225V165H224ZM228 166H229V168H230V166H232V165H228ZM228 166H226V167L228 168ZM233 166H234V165H233ZM236 166L238 167V164H237ZM255 166H256V165H255ZM60 167H59V168H60ZM68 167H71V166H68ZM122 167H123V166H122ZM219 167H220V166H218L219 172L217 171V173H220V172H221V171H220V168H221V167H220V168H219ZM222 167H223V166H222ZM237 167H236V169H237ZM71 168H72V167H71ZM71 168H67V169H71ZM108 168H109V167H108ZM123 168H124V167H123ZM224 168H225V167H224ZM227 168H225V169L227 170ZM232 168H233V167H232ZM234 168H235V166H234ZM242 168H243V167H242ZM250 168H251V167H250ZM76 169H77V167H76ZM208 169H207V171H208ZM215 169H214V170H215ZM218 169H217V170H218ZM65 170H66V169H65ZM71 170H72V169H71ZM124 170H125V169H124ZM238 170H239V169H238ZM246 170H249V169H246V168H245V171H246ZM207 171L205 170V172H207ZM223 171H225V170H223ZM51 172H52V171H51ZM61 172L63 173V171H61ZM212 172L214 173V171H212ZM62 173H61V174H62ZM126 173H127V172H126ZM207 173H208V172H207ZM207 173H206V174H207ZM209 173H210V171H209ZM209 173H208L207 175H209ZM215 173H216V172H215ZM227 173H228V172H227ZM124 174H125V173H124ZM127 174H128V173H127ZM221 174H222V173H221ZM212 175H213V174H212ZM212 175H209V176H210L209 178H211ZM216 175H217V174H216ZM216 175H213V176H216ZM240 175H241V174H240ZM244 176H245V173H244ZM244 176H243V177L240 176V177H241V178H245V179H240V178L237 177L238 179H240V181H241V180H244V181H243L244 183L241 182V183H243V184L240 185V189L245 188L246 185H247V182H248L246 177H248L249 175H247V173H246V177H244ZM263 177H264V176H263ZM125 178H127V177H125ZM152 178H154V176H153ZM249 178H250V177H249ZM56 179H57V178H56ZM130 179H131V177L129 178V180H130ZM216 179H218V178H216ZM216 179H214V180H216ZM220 179H222L221 176L219 177L218 180H220ZM262 179L264 180V178H262ZM262 179H261V181L259 180V182L257 181L258 183H257V182H256V184L254 183V185H256V186H254L253 184H252L253 186H251V185L249 184V182H248V184L250 185V187H255V188H256V189L254 188L255 191H254L253 193H252L253 190L250 192L251 188H250V190L247 188V189L249 190V192L251 193V194H250V193L248 192V190H247L248 194H250V197H249V198H248L249 195H247V197H246V194H247V193H246L245 196H244V192H245L246 190H245L244 192L241 191V190H240V191H237L236 188H234V186H233V188H231V189H233L234 191H233V190L230 191V192H229V191H226V192L224 193L225 195H227L226 193H229V194H230V195H229L230 197H228V198H226L225 196L223 197L221 194H219L220 196H222V197H220V196L218 195V192H220V191H218V190H215L214 193L211 192L212 195L214 194V197H213V198H210V200H211V199H214L213 201H211V204H212V202H213L214 206L216 205L215 203L219 204V205H220V206L218 205L219 210L225 211V214H223L222 211H221V213H220V211L217 210V209H218L217 207H216V210H217V212L219 211V213H220L219 215L222 214L223 217L225 216V218H226V213H233V214L236 213V215L234 214L235 216L233 215V217H235V218H236V221H237V220L239 219V218H238V217H239V216H238L239 214H240V220L242 219L241 217L243 216V215L241 216L242 213H239V214L237 215V211H239V210L241 209V207L243 206V205H241V207H240L239 202L242 201V200L244 199V197H246V198L248 199V201L246 202L247 204H245V205H247V206L244 205L242 211H244V208H248V207L250 208V206H251V207H253V212H252L253 214L250 213V212H251V210H250L251 208H250V209L248 208V210H250V212H248V213H249V214H252L253 216H254V212L257 213V214H259L260 217H259L257 214H256V215H257L258 219L260 218V220H261L262 218H264V217H263V213H264V212L262 213V211L260 210V208L263 209L262 206L264 205L263 202H262V199L264 198V181H263ZM45 180H46V179H45ZM126 180H127V179H126ZM214 180H211V183H213L212 181H214ZM218 180H217V181H218ZM222 180H223V179H222ZM222 180H220L219 182H222ZM248 180H249V179H248ZM250 180H252V178H251ZM47 181H48V179H47ZM49 181H50V179H49ZM55 181H56V180H55ZM240 181H239V180H238V182L236 181L237 184H238ZM130 182H131V181H130ZM219 182H218V183H219ZM233 182H235V181H233ZM254 182H255V181H254ZM54 183H55V182H54ZM214 183H216V182H214ZM214 183H213V184H214ZM218 183H217V184H218ZM222 183H223V182H222ZM222 183H221V185H222ZM231 183H232V181H231ZM250 183H251V182H250ZM252 183H253V182H252ZM209 184H210V183H209ZM217 184L215 185V187H216V186L218 187ZM227 184H229V183H227ZM233 184H234V183H232V185H233ZM235 184H236V183H235ZM237 184H236V185H237ZM239 184H240V183H239ZM239 184H238V185H239ZM45 185H46V184H45ZM50 185H51V184H50ZM56 185H57V183H56ZM120 185H121V184H120ZM211 185H212V184H211ZM230 185H231V184H230ZM238 185H237V186H238ZM54 186H55V184H54ZM209 186H210V185H209ZM219 186H220V185H219ZM227 186H228V185H226V187H227ZM217 187H216V188H217ZM226 187L224 188V190H225V189H226V190H227V189L230 190L228 187H227V188H226ZM229 187H230V186H229ZM52 188H53V184L49 187V192L46 193L47 195L50 194V195L52 196V194H53V192H54V189H52ZM61 188H62V187H61ZM119 188H120V187H119ZM237 188H238V187H237ZM58 189H59V188H58ZM130 189H131V194H129L130 191H129V188H128L127 190H124V191L126 192V195H125V194H122V192H121V194H122V195H125V196H122V195H121L122 197L119 196V197L124 201V202H123L124 204L121 203V202L119 203V201H117V200H116L117 202H115V200H114V203H116V204L119 203L120 205L122 204V205H124V208H126V209H129V208H130V210H131V207H130V206H131L132 204H134L136 210H139V206H140V204H141V201H140V198H141V195H140V194H141V191H140V192H137L138 190L135 188V186H134L132 183L130 184ZM252 189H253V188H252ZM105 190H106V189H105ZM62 191H63V190H62ZM120 191H122V190H120ZM212 191H213V190H212ZM221 191H222V190H221ZM59 194H60L59 191H55L53 195H54L55 198H58ZM61 194H62V193H61ZM43 195H45V194L43 193ZM48 196H49V195H48ZM109 196H110V195H109ZM116 196H117V194H116ZM43 197H44V196H43ZM46 197H47V196H46ZM106 197H108V195H107ZM123 197H124V198H123ZM211 197H212V196H211ZM44 198H45V197H44ZM44 198H43V199H44ZM61 198H62V197H61ZM95 198H96V197H95ZM120 198H119V199H120ZM246 198H245V201H246ZM112 199H113V197H112ZM117 199H118V198H117ZM59 200H60V199H59ZM108 201H109V199H108ZM170 201L172 202V200H170ZM177 201H178V200H177ZM0 202H1V201H0ZM171 202H170V203H171ZM214 202H215V203H214ZM58 203H59V202H58ZM112 203H113V202H112ZM178 203H179V202H178ZM178 203H177V204H178ZM240 203H241V202H240ZM260 203L263 204L261 207H260ZM55 204H57V203H55ZM109 204H110V203H109ZM172 204H173V202H172ZM174 204H175V203H174ZM213 204H212V206H213ZM241 204H243V203H241ZM60 205H61V204H60ZM111 205H112V204H111ZM122 205H121V206H122ZM248 205H250V206H248ZM47 206H49V205H47ZM47 206H45V208H46ZM57 206H58V205H57ZM113 206H114V204H113ZM171 206H172V205H171ZM45 208H44V209H45ZM112 208H113V207H112ZM122 208H123V206H122ZM117 209H118V208H117ZM214 209H215V208H214ZM223 209H224V210H223ZM31 210H32V209H31ZM113 210H114V209H113ZM115 210H116V209H115ZM115 210H114V211H115ZM216 210H215V212H216ZM263 210H264V209H263ZM174 211H175V210H174ZM178 211H179V209H178ZM178 211L176 210V212H178ZM19 212H20V211H19ZM19 212L16 211V212H15V216L13 217V218L16 217L18 220H17L16 218H15V219H16L17 221H19V224H18L19 226H17V232L19 231V232L17 233V237L20 238V239H19V241L17 242V245H18V252L21 253V256H22V257L19 256V255H17V256H19V257L22 258L23 260L28 259L27 264H40V263H38V259H39V258L36 259L35 257H32L30 253L27 252L28 249H27V246L24 244L25 241L22 240V238H23V233L21 232V230L24 229V227L21 226V225H22V222L25 221L24 218H26V219H27V218H28V219H31V217H29V216L33 213V210L30 211V212H20V213H19ZM59 212H60V211H59ZM112 212H113V211H112ZM112 212H111V213H112ZM121 212H122V211H121ZM128 212H129V211H128ZM130 212H131V211H130ZM135 212H136V211H135ZM135 212H134V213H135ZM217 212H216V213H217ZM245 212H247V211L245 210ZM10 213H11V212H10ZM60 213H61V212H60ZM60 213H59V215L61 216ZM137 213H138V214H139V213H140V214H141V213L143 214L142 211H141V212L139 211V212H137ZM137 213H136V215H137ZM174 213H175V212H174ZM181 213H182V212H181ZM181 213H180V211H179V214H181ZM248 213H247V214L244 213V215H248ZM44 214H45V213H44ZM179 214H178V217L180 216ZM182 214H183V213H182ZM211 214H212V213L209 212L208 215L211 216ZM2 215H5V217H8V216H9V215L5 214V212H4ZM2 215H1V216H2ZM173 215H174V214H173ZM175 215H176V213H175ZM231 215H232V214H231ZM57 216H58V212H57ZM110 216H111V215H110ZM183 216H184V214H183ZM212 216H213V215H212ZM214 216H216V215H214ZM214 216H213V217H210V219H211V218H214ZM249 216H251V215L246 216L245 219L248 220L247 217H249ZM261 216H262V217H261ZM118 217H119V216H118ZM174 217H175V216H174ZM218 217H219V216H218ZM220 217H221V216H220ZM244 217H245V216H244ZM251 217H252V216H251ZM251 217H250V218H251ZM257 217L255 216L256 219H254V220H257ZM9 218H10V217H9ZM39 218H40V217H39ZM62 218H63V217H62ZM62 218H61V219H62ZM106 218H108V217H106ZM172 218H173V216H172ZM176 218H177V216H176ZM230 218H231V216H230ZM235 218H234V219H235ZM237 218H238V219H237ZM250 218H249V220L251 221L252 218H251V219H250ZM28 219H27V220H28ZM58 219H59V218H58ZM174 219H175V218H174ZM178 219H179V218H178ZM181 219H182V217H180V220H179L180 222H181ZM215 219H219V220H220L221 218H215ZM215 219H214V220H215ZM232 219H233V218H232ZM232 219H231V220H232ZM16 220L14 221L15 224H16ZM23 220H24V221H23ZM31 220H32V219H31ZM53 220H56V219H53ZM62 220H63V219H62ZM184 220H185V218H183L182 221H184ZM214 220H212V221H214ZM223 220H227V219H224V218H223ZM223 220H222V221H223ZM8 221H10V220H8ZM28 221H30V220H28ZM40 221L42 222L43 219H40ZM40 221H39V222H40ZM50 221H51V224H50V225H52V227H53L52 222L54 223V221H52V220H50ZM50 221H49V222H50ZM58 221H60V220H58ZM85 221H86V220H85ZM88 221H89V220H88ZM108 221H109V220H108ZM173 221H174V224H175V220H173ZM222 221H219L220 224H221ZM232 221H233V220H232ZM236 221H235V222H236ZM250 221H248V222H250ZM252 221H253V220H252ZM30 222H31V221H30ZM55 222H56V221H55ZM63 222H64V221H63ZM93 222H94V221H93ZM214 222H215V221H214ZM214 222L211 223V221H210V223H211V224H209V225H211V226H210V230L208 229L207 232L205 231V232H206L205 236H206V237L209 236V238L211 239V241L213 240L214 242H216L215 237H214L215 235H213V234H215V231H218V230H219V228H217V227H221V226L217 225V222H218V221H216L215 224H214ZM225 222H226V221H225ZM227 222H229V221L227 220ZM227 222H226V224H227ZM230 222H231V221H230ZM233 222H234V221H233ZM233 222H232V223H233ZM240 222H241V221H240ZM240 222H239V223H240ZM261 222H263V219H262ZM7 223L9 224V222H7ZM17 223H18V222H17ZM27 223H28V222H27ZM43 223H45V222L43 221ZM58 223H60V222H56V224H58ZM88 223H89V222H88ZM183 223H184V224H183ZM183 223H182V225H185L184 227H187V226H186V221L183 222ZM223 223H224V221H223ZM232 223H231V224H232ZM250 223H251V222H250ZM250 223H249V224H250ZM1 224H2V222H1ZM1 224H0V225H1ZM24 224H26V221H25ZM30 224H31V223H30ZM30 224L28 223V224H26V225H28V226L30 227ZM38 224H40V225H38ZM54 224H55V223H54ZM75 224H76V223H75ZM78 224H79V223H78ZM95 224H96V223H95ZM177 224H178V222H176V225H177ZM218 224H219V223H218ZM263 224H264V223H263ZM2 225H3V224H2ZM4 225H5V224H4ZM33 225H35V226H34L35 229L39 228V227H37V225L40 226V228L42 227V223L34 224V222H33V224L31 225V227H32ZM44 225H45V224H44ZM46 225H48L47 222H46ZM50 225H48L47 228H48ZM92 225H93V224H92ZM97 225H98V224H97ZM251 225L253 226V223H252ZM7 226H9V225H7ZM11 226H12V223H11ZM54 226H55V225H54ZM59 226H61V223H60V225H59V224L56 225V226H55V229H56L57 227L59 228ZM74 226H75V225H74ZM191 226H192V225H191ZM191 226H190V227H191ZM222 226H223V225H222ZM239 226H241V225L239 224ZM247 226L252 230L253 227L251 228L250 225H248V223H247V225H246L245 227H247ZM0 227H1V226H0ZM13 227H14V226H13ZM94 227H95V226H94ZM184 227H182L183 230H182V234H181V235L184 237V238H182L183 241H184V239L188 240V239H190V238L193 239V238H195V237H196V238L193 239V240L191 239V241L194 242V240H195L196 242H198V241H200V239H201V241H203V240H202L203 238H202L201 234H199V235H197V236H196V234H194V235H193L192 233L190 234V233L188 232L187 228H184ZM190 227H189V228H190ZM224 227L226 228L225 224H224ZM241 227H242L241 229L244 230V228H243L244 226H241ZM248 227L245 228V230H244L245 232H249V230H248L249 228H248ZM3 228H4V227H3ZM7 228L9 229L10 227H7ZM7 228H6V230H8ZM27 228H28V227H27ZM27 228H26V229H27ZM32 228H33V227H32ZM40 228H39V229H40ZM43 228H46V226H44ZM47 228H46V229H47ZM78 228H79V227H78ZM78 228L75 229V230H76V231H77V230H80V229H78ZM96 228H97V230L100 229V227H98V226H96ZM207 228H209V226H208ZM207 228H206V230H207ZM221 228H222V227H221ZM239 228H240V227H239ZM1 229H2V227H1ZM12 229H13V228H12ZM15 229H16V228H15ZM39 229H37V230H39ZM46 229H45V230H46ZM109 229H110V227H109ZM196 229H197V228H196ZM223 229H224V228H223ZM223 229H222V231H224V232L227 231V230H223ZM246 229H247V231H246ZM40 230H41V229H40ZM75 230H74V231H75ZM93 230H94V229H93ZM105 230H106V229H105ZM105 230H102L103 233H104ZM107 230H108V229H107ZM191 230H192V229H191ZM193 230H194V229H193ZM12 231H13V230H12ZM47 231H48V229H47ZM102 231H101V229H100V232H101V233H102ZM201 231H202V230H201ZM239 231H241V230H239ZM15 232H16V231H15ZM79 232H81V231H79ZM79 232H78V234H79ZM93 232H94V233H97L96 230H94ZM98 232H99V231H98ZM100 232H99V233H100ZM105 232H106V231H105ZM177 232H178V230H177V227H176V230H175V234H176V235H175V237H174L175 248H174V247H173V248L175 249V251H176L177 249H179L181 252H178L177 254L180 255V254L183 252V250H184L182 247L185 246V245H184L185 242H184L183 244L179 242L180 240H178V234H177ZM195 232H196V231H195ZM197 232H198V231H197ZM199 232H200V231H199ZM203 232H204V231H203ZM219 232H220V231H219ZM224 232H222L223 234L221 233V235H220V234H218V235H220V236L223 235V236H224V234H225ZM8 233H9V232H8ZM25 233H27V232L25 231ZM91 233H92V232H90V234H91ZM94 233H93V234H94ZM179 233H181V232H179ZM88 234H89V233H88ZM90 234H89V235H90ZM93 234H92L91 237H90V244H91V247H92L91 251H92V252H95V251L99 250L100 248L103 249L102 246L104 245V243H103V241H102V237H103V235H100V234H94V235H93ZM216 234H217V233H216ZM232 234H233V236H234V233H232ZM108 235H110V233H109ZM185 235H186V237H187V235H188V237L185 238ZM25 236H26V235H25ZM104 236H105V233H104ZM182 236H181V237H182ZM237 236H238V235H237ZM13 237H15V234H13ZM158 237H159V236H158ZM218 237H219V236H218ZM8 238H9V237H8ZM9 239H10V238H9ZM9 239H7V240H9ZM23 239H24V238H23ZM172 239H173V238H172ZM210 239H209L208 241H210ZM7 240H6V241H7ZM11 240H12V239H11ZM204 241H205V240H204ZM213 241H212V242H213ZM12 242H13V240H12ZM12 242H11V243H12ZM14 242H15V241H14ZM212 242H211V243H212ZM214 242H213V244H211V245L208 243V244H209L208 246H210V247L212 246L211 251L216 250V251H218V252L216 253V252L214 251L215 254H214V252H211V255H213V256H211V255H210V256H211L212 258L215 257V256H216V257H215V259L213 258L212 260H210L209 258H207V260H206V264H222V263H223V260H225V258H226V256H223V255H218V256L216 255V254L219 253V250H217V249H215V248L213 247ZM201 243H202V242H201ZM23 244H24V245H23ZM54 244H55V243H54ZM189 244H190V247H191V244L193 245V243H191V242H189ZM189 244L186 243V245H189ZM215 244H216V243H215ZM48 245H49V246H48V250H49L50 246H52V245H50L49 242H48ZM198 245H199V244H197V245H195V246L193 247L195 250L191 249L189 246H188V247H189L190 249L188 248V249L185 250V251H188V250L191 251L190 254L192 253V251H193V252L195 251V253L197 254V256H196V254H195L196 262L194 261V257H193V258L190 257L191 261H189V258H188V260H186V261H188V264H190V263L193 262V261H194L193 264H200V263H201V260L203 259V256H204V255L202 256V254H203V253L201 252L202 250L199 248ZM14 246H15V245H14ZM55 246H56V245H55ZM55 246H54V247H55ZM88 246H89V245H88ZM104 246H105V245H104ZM171 246H172V245H171ZM173 246H174V245H173ZM202 246H203V245H202ZM208 246L205 245V247H208ZM78 247H79V246H78ZM169 247H170V246H169ZM186 247H187V246H186ZM200 247H201V245H200ZM63 248H65V246H63ZM63 248H62V249H63ZM201 248H202V247H201ZM59 249H60V248H59ZM59 249H58V250H59ZM77 249H78V248H77ZM79 249H80V248H79ZM170 249H172V248H170ZM174 249H173V250H174ZM213 249H214V250H213ZM67 250H68V249H67ZM67 250H66V252H67ZM203 250H204V249H203ZM209 250H210V249H209ZM7 251H8V250H7ZM15 251H16V250H15ZM64 251H65V249H64ZM70 251H71V250H69V252H70ZM189 251H188V254H189ZM58 252H59V251H58ZM84 252H87V250H85ZM43 253L45 254L44 251H43ZM64 253H65V252H64ZM78 253H79V252H77V254H78ZM88 253L91 254L89 251H88ZM88 253H86V254L88 255V257H89L88 259H91V258H92V259H91L92 261H93V259H94V261H95V259L98 258V257L101 255V254H99V253L97 252V253L99 254V256L97 257L98 254H97L96 256L94 255V256L96 257V258H94L93 255L90 256ZM204 253H205V252H204ZM206 253H207V252H206ZM212 253H213V254H212ZM62 254H63V253H62ZM62 254L60 253V254H58V256L62 257ZM79 254H80V253H79ZM93 254H95V253H93ZM190 254H189V255H190ZM193 254H194V253H193ZM47 255H48V254H47ZM47 255H46V257H47ZM49 255H50V254H49ZM49 255H48V256H49ZM52 255H53V254H52ZM80 255H81L80 258L83 259L82 261L84 262V260H85V261L87 260L86 262L89 264L90 261L87 259V256H85L84 254H80ZM80 255H79V256H80ZM82 255H83V256H82ZM168 255H169V254H168ZM168 255H167V256H168ZM178 255H177V256H178ZM181 255H183V254H181ZM214 255H215V256H214ZM53 256H54V255H53ZM53 256H51L50 259H52ZM58 256H57V257H58ZM84 256H85V257H84ZM169 256H170V255H169ZM184 256L186 257V255H184ZM234 256H235V255H234ZM234 256H231V257H234ZM19 257H18V258H19ZM46 257H45V258H46ZM60 257H59V258H60ZM65 257H66V256H65ZM82 257H83V258H82ZM90 257H91V258H90ZM170 257L172 258V256H170ZM170 257H169V258H170ZM181 257H182V256H181ZM206 257H207V256H206ZM18 258H17V259H18ZM53 258H54V257H53ZM166 258H167V257H166ZM175 258H176V256H174V259H175ZM183 258H184V257H183ZM237 258H238V257H237ZM43 259H44V258H43ZM81 259H79V260H81ZM177 259H179V257H177ZM185 259H186V258H185ZM229 259H230V258H228V261H229ZM231 259H232V258H231ZM46 260H47V259H46ZM63 260H64V257H63ZM79 260H77V261H79ZM168 260H170V259L167 258L165 261L163 260L162 262H164V264H166V261H168ZM172 260H173V259H172ZM172 260H171V263H169V264L174 263V262H172ZM179 260H180V259H179ZM179 260H178V261H179ZM192 260H193V261H192ZM204 260H205V257H204ZM204 260H203V261H204ZM94 261H93V262H94ZM176 261H177V260H176ZM176 261H175V262H176ZM184 261H185V260H184ZM186 261H185V262H186ZM230 261H231V260H230ZM40 262H41V261H40ZM52 262H53V261H52ZM83 262H82V263H83ZM86 262H84L83 264H87ZM189 262H190V263H189ZM42 263H43V262H42ZM54 263H55V262H54ZM57 263H58V262H56V264H57ZM60 263H63V262H60ZM80 263H81V262H79V264H80ZM82 263H81V264H82ZM91 263H92V262H91ZM176 263H177V262H176ZM182 263H183V262H182ZM186 263H187V262H186ZM203 263H205V262H203ZM44 264H45V263H44ZM46 264H47V263H46ZM191 264H192V263H191Z\"/></svg>",
  "mask_w": 264,
  "mask_h": 264
}]
</instances>
